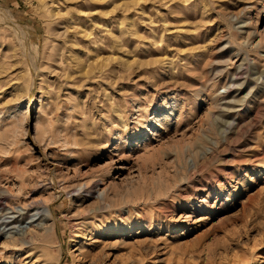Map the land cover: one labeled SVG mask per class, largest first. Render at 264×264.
<instances>
[{
    "label": "rangeland",
    "instance_id": "obj_1",
    "mask_svg": "<svg viewBox=\"0 0 264 264\" xmlns=\"http://www.w3.org/2000/svg\"><path fill=\"white\" fill-rule=\"evenodd\" d=\"M0 264H264V0H0Z\"/></svg>",
    "mask_w": 264,
    "mask_h": 264
},
{
    "label": "bare ground",
    "instance_id": "obj_2",
    "mask_svg": "<svg viewBox=\"0 0 264 264\" xmlns=\"http://www.w3.org/2000/svg\"><path fill=\"white\" fill-rule=\"evenodd\" d=\"M41 221V220H40ZM38 227H39V225H38ZM40 230L41 229H43V223L41 224V222H40V228H39ZM22 234H24L23 232H21L20 234H17V235H22ZM19 237V236H18ZM20 237H23V236H20ZM15 239V238H14ZM18 241H21V240H18ZM22 255V254H21ZM27 257V256H26ZM25 258V257H24Z\"/></svg>",
    "mask_w": 264,
    "mask_h": 264
}]
</instances>
